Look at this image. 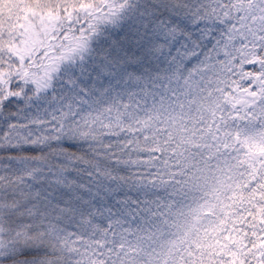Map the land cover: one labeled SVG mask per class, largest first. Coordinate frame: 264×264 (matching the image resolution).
Wrapping results in <instances>:
<instances>
[{
  "label": "snow or ice",
  "instance_id": "6c2138e0",
  "mask_svg": "<svg viewBox=\"0 0 264 264\" xmlns=\"http://www.w3.org/2000/svg\"><path fill=\"white\" fill-rule=\"evenodd\" d=\"M0 264H264V0H0Z\"/></svg>",
  "mask_w": 264,
  "mask_h": 264
}]
</instances>
